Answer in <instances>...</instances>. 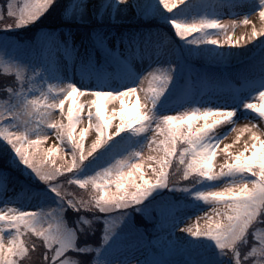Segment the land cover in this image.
Instances as JSON below:
<instances>
[{
    "label": "snow or ice",
    "instance_id": "6c2138e0",
    "mask_svg": "<svg viewBox=\"0 0 264 264\" xmlns=\"http://www.w3.org/2000/svg\"><path fill=\"white\" fill-rule=\"evenodd\" d=\"M78 3L0 0V264H264V0Z\"/></svg>",
    "mask_w": 264,
    "mask_h": 264
},
{
    "label": "trees",
    "instance_id": "16d2710c",
    "mask_svg": "<svg viewBox=\"0 0 264 264\" xmlns=\"http://www.w3.org/2000/svg\"><path fill=\"white\" fill-rule=\"evenodd\" d=\"M58 2L61 4V9H59L56 13H53L48 18H41L43 19V24L40 25L41 28L49 29V30H55L61 23L69 24V23H75L76 25L79 24L78 21H68L63 19V14L67 10L66 6L69 5V2H72V0H58ZM51 11V10H50ZM47 15V14H46ZM98 21L95 19L91 20V23L88 24L87 28H92L93 25L98 26ZM82 26V25H81ZM129 28H139L140 26L137 24H129ZM86 28V29H87ZM34 31H38V29H33ZM12 80L11 77H7L3 74L2 69H0V90H2L5 86L11 84ZM0 98H3V93L0 91ZM21 189L17 188L15 191L11 192L12 196H16V194L20 193Z\"/></svg>",
    "mask_w": 264,
    "mask_h": 264
},
{
    "label": "rangeland",
    "instance_id": "374dc122",
    "mask_svg": "<svg viewBox=\"0 0 264 264\" xmlns=\"http://www.w3.org/2000/svg\"><path fill=\"white\" fill-rule=\"evenodd\" d=\"M74 2H77V4L75 5V7L78 8V7H79L78 0H72V2H69V5L72 4V3H74ZM97 2H99V0H97ZM66 8H67V6H66ZM66 11H69V12H70L71 10H70V9H67ZM174 11H176V9H174ZM88 19L92 20L93 18H92L91 16H89ZM97 24H98V23H97ZM77 26H80V27H83V28L86 29L87 26H88V24H84V25H82V26L79 25V24H77ZM93 27H96V25H93ZM122 28H128V24L123 25ZM236 31H237V33H239L240 29H237ZM134 99H135L134 97H130V98H128V102L131 103V102L134 101ZM216 163H217V164L219 163V159H217Z\"/></svg>",
    "mask_w": 264,
    "mask_h": 264
}]
</instances>
